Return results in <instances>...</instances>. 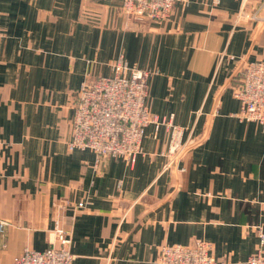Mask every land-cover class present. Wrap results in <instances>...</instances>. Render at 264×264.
<instances>
[{"label":"crops","instance_id":"0c3cea01","mask_svg":"<svg viewBox=\"0 0 264 264\" xmlns=\"http://www.w3.org/2000/svg\"><path fill=\"white\" fill-rule=\"evenodd\" d=\"M120 5L0 0V264L48 247L56 225L71 264H155L162 243L198 239L247 264L264 227V123L239 120L232 88L242 60L264 57V0H187L148 24H126ZM120 53L150 71L148 110L198 140L175 167L163 127H146L132 165L67 148L81 81Z\"/></svg>","mask_w":264,"mask_h":264},{"label":"built area","instance_id":"2783aa9c","mask_svg":"<svg viewBox=\"0 0 264 264\" xmlns=\"http://www.w3.org/2000/svg\"><path fill=\"white\" fill-rule=\"evenodd\" d=\"M187 0H121L120 11L125 23H160L170 16L174 5ZM110 75L86 76L76 92L72 115V138L67 148L91 149L97 156L122 158L132 165L142 151L147 126L163 127L168 134L165 168L174 167L183 153L198 143L192 136L183 138L185 128L173 122L172 116L159 115L145 104L148 69L130 66L123 54L111 64ZM241 77L232 88L239 101L237 117L242 121L264 123V57L240 63ZM67 202V200H66ZM84 205L79 200L76 208ZM6 220H0L4 233ZM53 239L43 250L25 247L13 256L11 264H71L70 231L56 225ZM258 250L248 256L247 264H264V227H254ZM155 264H220L212 255V243L198 239L189 244L164 242L159 246Z\"/></svg>","mask_w":264,"mask_h":264},{"label":"rangeland","instance_id":"374dc122","mask_svg":"<svg viewBox=\"0 0 264 264\" xmlns=\"http://www.w3.org/2000/svg\"><path fill=\"white\" fill-rule=\"evenodd\" d=\"M120 54H123V53H120ZM123 56H124V54H123ZM125 58V57H124ZM126 60V59H125ZM176 166V164L174 165V167Z\"/></svg>","mask_w":264,"mask_h":264}]
</instances>
